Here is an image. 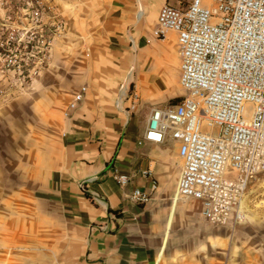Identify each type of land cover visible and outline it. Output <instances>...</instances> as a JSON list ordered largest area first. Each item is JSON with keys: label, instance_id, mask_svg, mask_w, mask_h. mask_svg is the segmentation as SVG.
<instances>
[{"label": "crops", "instance_id": "0c3cea01", "mask_svg": "<svg viewBox=\"0 0 264 264\" xmlns=\"http://www.w3.org/2000/svg\"><path fill=\"white\" fill-rule=\"evenodd\" d=\"M191 1H79L83 26H70L56 38L51 65L37 92L50 116H56L45 123L57 135L0 140V264L259 263L254 256L248 262V252L238 260L229 253L221 259L218 234L205 246L210 222L202 215V203L175 199L183 163L178 141L137 143L148 117L132 90L140 58L135 57L136 48L147 44L146 28L139 24L147 23L148 14L151 23L146 26L155 28L161 6ZM152 35L151 43H158ZM168 46L170 56L173 42ZM101 50L102 64L96 58ZM145 55L140 77L157 83L160 66L149 69L157 54L152 48ZM84 85V99L65 116L73 94ZM148 168L159 180L157 190L142 174ZM116 172L134 177L121 185ZM82 182L86 191L79 187ZM135 188L149 192V202H135Z\"/></svg>", "mask_w": 264, "mask_h": 264}, {"label": "built area", "instance_id": "2783aa9c", "mask_svg": "<svg viewBox=\"0 0 264 264\" xmlns=\"http://www.w3.org/2000/svg\"><path fill=\"white\" fill-rule=\"evenodd\" d=\"M0 62L23 78H33L50 62L56 38L66 30L56 5L45 0H0ZM52 20H45L46 14ZM144 12H139L142 18ZM178 34L180 82L186 91L176 104L152 106L138 145L179 142L183 159L175 199H196L213 225L232 226L247 217L249 186L264 177V0H203L161 6L153 34ZM84 85L68 103L78 108ZM212 128L203 130V123ZM235 172L228 175V172ZM150 188L159 180L142 171ZM134 177L115 173L121 185ZM80 189L86 191L84 182ZM99 202L98 193L93 195ZM132 199L147 203L149 192L135 188Z\"/></svg>", "mask_w": 264, "mask_h": 264}, {"label": "rangeland", "instance_id": "374dc122", "mask_svg": "<svg viewBox=\"0 0 264 264\" xmlns=\"http://www.w3.org/2000/svg\"><path fill=\"white\" fill-rule=\"evenodd\" d=\"M52 2L56 5L57 12L60 14L66 23V30L60 34L65 35L70 26L81 27L83 26V11H79L78 7L80 0H45ZM216 0H203L205 6L212 7ZM51 13L46 14L45 20H52L49 16ZM147 23L150 22L149 15L147 14ZM4 20L3 11L0 9V23ZM146 23V24H147ZM81 26H80V25ZM145 21L139 24V28L144 26L145 32L143 33L144 41L147 44L140 45L136 48L135 57L139 56L135 63V80L137 86L132 90L138 92L137 103H140L141 110L146 114L152 106L165 107L171 104L178 103L185 95L186 91L180 82V57L178 53V34L174 33L167 41L158 39V43L152 44L154 27L152 25L146 26ZM157 25V23H156ZM137 37V33H134ZM156 38V37H155ZM169 42H173V52L169 56L167 49ZM54 46V45H53ZM157 54L154 61L150 66V72L154 67H159L160 79L157 83L153 81H146L140 77V71L146 59L143 58L145 53L151 50ZM53 51V48H52ZM91 50H88V58L92 55ZM166 52V53H165ZM102 50L100 56L96 57L101 64L104 62ZM96 56V55H95ZM94 56V57H95ZM146 57V55H145ZM49 63L41 70V72L33 78H23L22 75L16 74L12 69H5L2 62H0V140L7 143L9 137H36V136H55L57 135L52 129H48L45 123L52 122L56 116H50L51 111L47 107H43L44 98L41 94L38 95V88L42 85L41 76L49 68L52 62ZM143 63V65H142ZM119 68V67H117ZM140 68V69H139ZM158 68V67H157ZM145 68L144 71H146ZM152 89L147 90L149 86ZM61 95L66 92L61 91ZM180 99V100H178ZM144 113L141 116L144 117ZM46 116V117H45ZM203 130L209 132L212 130L205 122L203 123ZM61 135V134H59ZM7 145H5L6 147ZM235 172L230 171L228 175ZM171 178H166V184L171 185ZM247 217L241 224L232 226H219L209 223L208 231H205V246L208 242L212 241V234L219 235V250L220 258L225 259L230 254L232 260H238L239 256L244 252L251 255L247 256V261L251 259L250 256L257 260L259 263L264 264V177L258 176L254 183L249 186L247 191V198L245 201ZM207 238H209L207 240ZM210 244V243H209ZM206 248V247H205Z\"/></svg>", "mask_w": 264, "mask_h": 264}, {"label": "trees", "instance_id": "16d2710c", "mask_svg": "<svg viewBox=\"0 0 264 264\" xmlns=\"http://www.w3.org/2000/svg\"><path fill=\"white\" fill-rule=\"evenodd\" d=\"M178 100H180V99H178Z\"/></svg>", "mask_w": 264, "mask_h": 264}]
</instances>
